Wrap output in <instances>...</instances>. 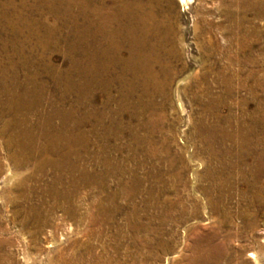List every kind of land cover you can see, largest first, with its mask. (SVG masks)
Masks as SVG:
<instances>
[{
    "label": "rangeland",
    "instance_id": "1",
    "mask_svg": "<svg viewBox=\"0 0 264 264\" xmlns=\"http://www.w3.org/2000/svg\"><path fill=\"white\" fill-rule=\"evenodd\" d=\"M7 2L0 0L1 10ZM157 2L158 18L165 24L167 37L173 38V44H167V48L174 50L168 57V65L172 71L175 68L174 80L170 84V104H165L163 112L169 123L166 127L170 134L167 138L169 155L174 161L161 167L163 174L155 181L148 177L137 184L136 206L141 221L147 222L143 198L147 196V187L153 185L155 191L160 190L157 198L164 208L169 209L168 201H185L189 208L197 202L200 213L181 221L155 223L150 231L135 230L137 238L133 242L129 229L117 230L126 223L127 207L122 198L118 203L122 205L121 210L113 214L112 225L105 229L106 236H96L99 227L90 216L98 203L108 204L118 169L98 165L94 153L90 152L81 166L104 172V178L102 182L97 180L99 185L81 187L75 217H69L62 209L45 214L42 208L36 222L26 224L25 215L15 213L12 198L17 196V183L24 180L34 165L32 162L18 166L10 158L11 140L18 137L7 127L10 114L5 113L6 106H3L0 107V264H186L191 256L190 245L199 240V236H211L212 242L223 247L222 257L216 264H258L264 259V0ZM19 3L20 0H12L17 9ZM53 18H46L47 26L55 23L63 35L71 38L70 23L61 24ZM29 25L0 17V73H17L19 83L32 79L30 87H37V98L46 104L51 97L63 93L64 85L59 86L55 76L64 73L71 60L64 52L65 43H61L62 50H53L49 39L45 50ZM235 56H241L244 63L239 80L225 81L227 98L220 114L233 118L240 113L241 125L239 129L232 124L228 126L227 139L220 147L226 151L225 155L222 159L216 155L210 160L197 146L199 142L189 138L190 117H198L200 109L190 98L191 94L183 93L182 89L189 85L193 89L206 86L201 76L207 74L213 78L221 65H226L228 74L232 75L234 64L227 62L228 57ZM175 86L183 110L176 106ZM64 93L65 106H73L78 111L79 94L76 91ZM216 150L219 152V147ZM151 164L127 163L123 167L137 176H145L156 171L155 164ZM207 166L211 167V174L204 176ZM221 185H226L228 198L224 210L217 215L207 206L203 189L212 186L216 191ZM192 227L197 228L198 235H189ZM152 230L160 233L166 245L164 250L159 248L157 239L150 240L148 245L144 243V238L152 236ZM108 235H113L114 240Z\"/></svg>",
    "mask_w": 264,
    "mask_h": 264
},
{
    "label": "bare ground",
    "instance_id": "2",
    "mask_svg": "<svg viewBox=\"0 0 264 264\" xmlns=\"http://www.w3.org/2000/svg\"><path fill=\"white\" fill-rule=\"evenodd\" d=\"M157 1L20 0L17 9L12 0H8L4 10L0 9V17L7 21L31 24L30 29L41 39L45 50L49 39L53 50H62L61 43H65L64 52L71 60L68 69L55 76L57 84L64 85L63 93L51 97L46 104L37 98V87H30L32 79L19 83L17 73H0V85L3 86L0 87V107L6 106L5 113L10 114L7 127L18 137L11 140L13 151L10 158L18 166L32 162L34 165L24 177L25 181L22 179L17 183L18 193L12 198L15 213L24 214L26 224L35 223L42 208L45 214L62 209L69 217H75L81 187L99 185L97 180L102 182L104 178V172L81 166L90 152L94 153L98 165L118 169L117 182L108 204L98 203L90 216L99 227L96 236H106L105 229L112 225L113 214L121 210L122 205L118 203L122 198L127 207L126 223L117 230L129 229L133 242L137 231H150L155 223L181 221L200 213L197 202L189 208L185 201H168L169 209L164 208L157 198L160 190L155 191L153 185L147 187V196L143 198L147 222L141 221L136 206L137 184L148 177L155 181L163 174L161 167L174 161L169 155L167 138L170 134L166 131L169 123L163 112L165 104H170V84L174 80L175 68L172 71L168 65V57L174 50L173 47L167 48V44H173V38L167 37L165 24L158 18ZM180 1L186 3L187 0ZM50 16L55 22L70 23L71 38L63 35L55 23L47 26L46 18ZM228 60L227 63H233L235 67L232 75L228 74L226 65H221L213 78L207 74L201 76L206 86L193 89L189 85L182 89L183 93L191 94L190 98L200 109L198 117H190L189 138L199 142L200 146H197L210 160L213 156L222 159L225 155L226 151L220 147L227 139L228 126L232 124L239 129L241 125L240 113L233 118L220 114L227 98L225 81L239 80L244 63L241 56L228 57ZM71 91L79 94L76 100L78 111L64 104V92ZM173 93L176 106L183 110L177 87ZM218 147L219 152L215 151ZM122 151L126 154L123 155ZM127 163H154L156 171L137 176L134 171L123 167ZM210 168L207 166L204 176L211 174ZM27 179L30 184L26 183ZM226 190V185L216 191L212 186L203 189L207 206L217 215L226 205ZM193 234L198 235L197 228H190L189 235ZM107 237L114 240L113 235ZM197 238L200 239L190 245L191 256L186 264H216L222 257L223 247L212 242L211 236ZM152 239L159 241L161 250L166 248L157 230H152V236L144 238V243L148 245ZM258 264H264V259Z\"/></svg>",
    "mask_w": 264,
    "mask_h": 264
}]
</instances>
